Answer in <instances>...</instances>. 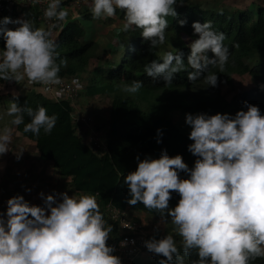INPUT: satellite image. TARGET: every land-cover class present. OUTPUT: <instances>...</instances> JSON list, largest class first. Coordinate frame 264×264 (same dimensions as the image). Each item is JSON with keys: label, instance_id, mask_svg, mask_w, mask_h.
Returning a JSON list of instances; mask_svg holds the SVG:
<instances>
[{"label": "clouds", "instance_id": "clouds-1", "mask_svg": "<svg viewBox=\"0 0 264 264\" xmlns=\"http://www.w3.org/2000/svg\"><path fill=\"white\" fill-rule=\"evenodd\" d=\"M44 2L33 0L34 4ZM84 2L89 4L94 20L113 18L118 10L122 11V30H140L150 51L165 44L168 17L176 18L177 6L184 5L183 0H84L74 5ZM46 3L43 16L51 22L47 28L35 27L26 17H4L21 11L19 7L0 17V38L5 41V47L0 48V81L39 84L37 93L56 102L59 100L46 97L50 94L44 93L42 86L52 89L67 79L60 76L67 60L60 58V45L52 29L66 24L69 11L62 6L63 0ZM179 23L184 26L187 21ZM192 28L197 38L188 45L187 64L179 50L167 51L161 60L144 65L148 77L168 86L176 74L187 71L192 84L202 79L207 88L218 87L219 75L213 69L223 73L231 56L224 44L226 34L214 30L210 20L196 21ZM209 53L214 57L210 58ZM81 84L84 89L74 104L70 102L74 112L86 89ZM143 86L142 80H133L123 91L135 94ZM12 97L6 111L0 113V120L11 118L0 127V158L11 151L16 126L23 125L24 133L39 137L41 132L51 135L58 120L44 106L35 110L21 106L16 92ZM244 107L246 111L235 115H185L191 129L188 138L193 141L188 151L196 157L193 167L182 155L170 156L164 149L158 159L148 156L140 160L137 156L136 170L124 175L123 185L130 197L127 202L142 204L164 223L170 218L173 231L181 238L179 246L172 234L145 241L148 251L161 257L158 264H186L185 257L193 253L198 258L190 264H253L257 258H264V114L259 106L247 101ZM162 137L163 131L157 129V143L163 142ZM23 152H14L17 159ZM181 173L187 178H181ZM173 193L180 199L170 207ZM39 195L42 206L18 194L9 198L6 211L0 212V264H123L114 254L115 246L108 244L114 228L105 220L95 195L70 196L67 191ZM127 243L121 241L120 246L126 247Z\"/></svg>", "mask_w": 264, "mask_h": 264}, {"label": "trees", "instance_id": "trees-1", "mask_svg": "<svg viewBox=\"0 0 264 264\" xmlns=\"http://www.w3.org/2000/svg\"><path fill=\"white\" fill-rule=\"evenodd\" d=\"M183 2L184 5L176 8L178 16L170 17L166 32L193 40L197 37L194 35L192 24L196 21L200 23L212 21L214 30L226 34L224 44L231 53L223 73L213 69L219 75V84L221 82L231 84L234 75H249L258 81L259 86L238 93L231 100L222 95L219 85L214 88L215 95L188 99L184 90L195 88L203 83V80L192 84L187 78L188 72L182 71L176 74L171 85L165 86L162 80L154 81L144 72V65L154 59L161 60L162 57L158 55L160 47L150 51V45L141 36L140 30L124 32L122 26L117 27L115 31L114 42L109 46L111 51L97 57L98 63L92 69L90 61L97 56L100 45L92 39H87L88 33L83 24L79 21H69L54 32L60 45L58 49L60 58L67 60V66L61 67L60 76L67 79L77 78L86 86V94L89 97H111L108 129L103 133L106 152L98 155L84 141L82 133L85 126L73 120L74 107L70 102L65 100L55 102L34 91L25 95L19 94L21 106L34 110L38 106H44L48 114H55L58 120L51 135L41 132V135L36 137L32 133H24L23 125L16 126V130L24 139L34 143L40 161L52 163L59 176L69 180L72 190L79 195L96 196L105 220L113 225L114 230L108 244L115 248L120 241V234L117 224L107 215L106 208L109 204L121 209L129 206L146 216L160 218L157 213L144 208L142 204L133 206L127 202L130 199L129 189L123 185V178L138 167L137 156L140 160L148 156L158 159L162 150L167 149L170 156L180 154L189 167L194 166L196 157L188 151V145L193 141L189 140V134L175 124L172 118L175 112L235 115L240 110H247L244 107V102L247 101L259 106L261 113L264 114V61L252 66L248 63L264 53V0H255L248 9L235 11L208 9L188 0ZM67 4L69 3L62 6ZM14 15L13 19L26 17L35 27L43 26L38 20L36 8L14 11ZM123 17L124 13L118 10L117 16L109 21L124 22ZM92 19L91 12L84 13L83 21ZM180 20H186L187 23L181 26ZM4 47L5 41L0 38V48ZM179 51L183 53V59L187 64L190 48L186 46ZM209 56L212 58L214 54L209 53ZM133 80H142L144 86L135 93V98H130L125 96L122 90ZM8 83L0 81V85ZM12 96V93L0 95V106L10 101ZM27 122L29 118L26 116L25 123ZM157 129L163 131L162 143H157ZM181 178L187 176L181 173ZM179 199V195L173 193L170 207H175ZM155 238L163 237L157 235ZM176 240L179 246L181 239ZM114 254L117 255L116 252ZM197 258L193 253L192 256L185 257V262L190 264L191 260ZM158 261L155 264H158ZM253 264H264V258H257Z\"/></svg>", "mask_w": 264, "mask_h": 264}, {"label": "rangeland", "instance_id": "rangeland-1", "mask_svg": "<svg viewBox=\"0 0 264 264\" xmlns=\"http://www.w3.org/2000/svg\"><path fill=\"white\" fill-rule=\"evenodd\" d=\"M193 4H200L204 8L213 9V10H221L225 9L228 11L235 10H246L252 4H254L255 0H188ZM255 8V7H253ZM77 11L84 12L90 11L89 4L85 3L80 7H76ZM170 17L168 20L170 21ZM103 19L96 20L92 23L91 21H84V27H86L88 37L87 39H92L95 42H101L100 50L97 53V56L90 61L91 68L97 65V57H102L110 50L105 51L106 48L103 45V38L105 37L106 43L110 46L114 42V34L117 27L122 26L123 22L113 20L110 22L108 20L107 25H102ZM104 24V23H103ZM111 24V26H109ZM91 25V26H90ZM13 27V26H9ZM44 27V26H40ZM191 40L183 35H177L173 32H166V42L164 45L160 46L158 50V55L163 56V54L167 51H172L173 53L177 50L186 47L190 44ZM111 51V50H110ZM114 58V57H113ZM264 61V53L256 56V58L252 61H248V63L252 66L257 64L260 61ZM91 69V70H92ZM257 80L250 77L249 75H234L233 82L231 84H227L225 82H221L219 84L220 91L222 95L227 99L231 100V98L245 91H248L256 86H259ZM39 84H29L27 80L21 81L20 83L11 82L6 85H0V95L7 93H22L23 95L35 91H39ZM123 91V90H122ZM125 96L130 98H135V94H129L123 91ZM165 95H170V93H163ZM184 94L188 95V99L192 98H204L208 95H215L214 88H207L205 83H201L195 88L184 90ZM52 95H46V97H50ZM111 97L109 96H97V97H89L86 94V89L81 94L80 99L76 105V111L78 113H83L89 117L90 122L88 125H85V130L82 134L84 135L85 141L90 144V135L91 132L94 131L95 134H103L108 129V123L110 118V110H111ZM8 107V101L4 102L0 106V113L6 111ZM187 113L183 112H175L172 115V118L175 124L185 133L190 134V127L185 123V115ZM11 118L5 116L3 120H0V127H3L10 121ZM91 128V129H90ZM101 132H99V131ZM78 131V130H77ZM88 131V132H86ZM80 133V131H78ZM13 135V141L10 145V150L13 152H8L0 158V212L6 211L7 200L15 195H23L26 200L30 201L36 205H43V200L40 198V193L43 192L47 194L54 193H62L68 192L71 196L73 194H77L70 187L69 180H64L59 176V172H57L52 163L42 162L38 158V153L28 140H21L20 138ZM23 150V155L20 159H17L16 154L14 152H18ZM27 189H31V191H27ZM139 216H143L147 223L158 224L160 227V235L162 237L167 234L174 235V238L181 239L178 235L173 231L174 225H172L170 218L167 223L161 221V218L146 216L145 214H139ZM161 257L154 256L153 254L144 255L142 260L138 261V264H155Z\"/></svg>", "mask_w": 264, "mask_h": 264}, {"label": "built area", "instance_id": "built-area-1", "mask_svg": "<svg viewBox=\"0 0 264 264\" xmlns=\"http://www.w3.org/2000/svg\"><path fill=\"white\" fill-rule=\"evenodd\" d=\"M83 1L84 0H63V4L72 2L75 5H80ZM14 7H19L21 9L36 8L39 22L46 28L48 24L51 23L43 16V11L47 7L46 0L41 4H34L33 0H0V17L12 11ZM63 26H65V22H63L60 27L52 29V31L57 32V30H60ZM74 81L77 83H73ZM83 89L84 86L77 78L63 79L62 85L55 86L52 89H49L47 86H42V91L52 95L53 99L65 100L73 104ZM73 120L83 125H87L90 122L88 116L83 113H78L77 111L73 113ZM89 139L92 148L96 152L99 154L106 152L105 137L103 135L93 133ZM106 212L108 217L116 223L118 227L120 241L116 248V254L121 257L123 264H135L136 261L142 260L144 255L152 254L145 247V241L152 239L160 232L158 224L147 223L143 216L138 215L140 212L135 211L129 206L121 209L109 204L106 208ZM121 241H127V246L122 248L120 246Z\"/></svg>", "mask_w": 264, "mask_h": 264}, {"label": "crops", "instance_id": "crops-1", "mask_svg": "<svg viewBox=\"0 0 264 264\" xmlns=\"http://www.w3.org/2000/svg\"><path fill=\"white\" fill-rule=\"evenodd\" d=\"M84 4H85V2H84ZM63 7H65V8H67L68 9V11H69V16H68V18H67V20H66V22H69V21H79V23L80 24H84V21H83V16H84V13L86 14V13H88V12H90V11H84V12H81L80 13V11H77V9H76V7H80V6H75L73 3H69L68 5H65V6H63ZM20 10H16V12H19ZM14 11L13 12H11V13H8L6 16H4V17H12V18H14ZM3 18V17H2ZM1 18V19H2ZM111 18H108V19H103L102 21H103V23H102V25L101 26H103V25H107L108 23V20H110ZM94 21H96V20H94V19H92L91 20V25L92 24H94V23H92V22H94ZM109 26H111V24H109ZM104 37V39H103V45L106 47V48H104L105 49V51H107L108 50V43H106V40H105V37H107V36H102L101 38H103ZM97 43H99V45L101 46L102 45V40H101V42H98L97 41ZM20 94V93H19ZM22 94V93H21ZM14 133H18V134H16L15 136L16 137H18V138H20L22 141L23 140H25L22 136H21V134L16 130V128H15V131H14ZM31 144H33V146H35L34 145V143H32V142H30ZM56 170V169H55ZM57 172H58V170H56Z\"/></svg>", "mask_w": 264, "mask_h": 264}]
</instances>
